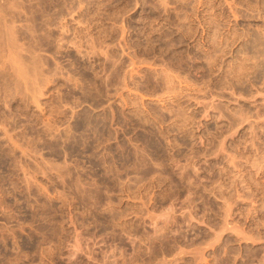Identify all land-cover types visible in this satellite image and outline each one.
<instances>
[{
	"label": "rangeland",
	"instance_id": "1",
	"mask_svg": "<svg viewBox=\"0 0 264 264\" xmlns=\"http://www.w3.org/2000/svg\"><path fill=\"white\" fill-rule=\"evenodd\" d=\"M0 30V264H264V0H0Z\"/></svg>",
	"mask_w": 264,
	"mask_h": 264
},
{
	"label": "bare ground",
	"instance_id": "2",
	"mask_svg": "<svg viewBox=\"0 0 264 264\" xmlns=\"http://www.w3.org/2000/svg\"><path fill=\"white\" fill-rule=\"evenodd\" d=\"M202 1V0H201ZM204 2V1H203ZM1 31V30H0ZM1 37H2V35H0ZM1 43V42H0ZM4 56V55H3ZM240 68V67H239ZM21 70L20 71H22L23 72V70L22 69H24V68H20ZM24 71H25V69H24ZM23 74H26V73H23ZM168 78H170V77H167V80H168ZM169 81H170V79H169ZM171 83V82H170ZM172 86V85H171Z\"/></svg>",
	"mask_w": 264,
	"mask_h": 264
}]
</instances>
